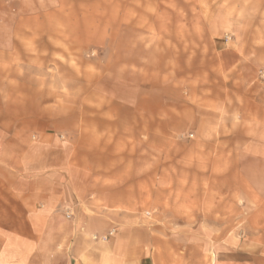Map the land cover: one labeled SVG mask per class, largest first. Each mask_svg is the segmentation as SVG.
<instances>
[{
	"label": "rangeland",
	"instance_id": "374dc122",
	"mask_svg": "<svg viewBox=\"0 0 264 264\" xmlns=\"http://www.w3.org/2000/svg\"><path fill=\"white\" fill-rule=\"evenodd\" d=\"M10 93L54 153L103 145L109 162L71 171L123 175L55 212L34 263L126 228L160 264H264V0H0Z\"/></svg>",
	"mask_w": 264,
	"mask_h": 264
},
{
	"label": "crops",
	"instance_id": "0c3cea01",
	"mask_svg": "<svg viewBox=\"0 0 264 264\" xmlns=\"http://www.w3.org/2000/svg\"><path fill=\"white\" fill-rule=\"evenodd\" d=\"M10 97L12 93L3 106L0 99V264H38L33 262L39 254H36L37 247L41 244L42 258L46 255L42 243L49 227L57 225L54 222L60 219L55 212L66 207L76 210L77 202L87 193L90 182L94 185L88 180L121 178L123 175L113 171H92L90 175L80 176L71 171L69 164L72 162L92 165L109 162L101 150L103 145L91 144L87 148L90 153L86 161L81 159L85 154L76 155L78 160L75 161L72 155H66L64 148H57L54 153L52 148L50 150L54 141L50 138L49 126H29L26 123L18 126L17 112L10 105ZM98 127L101 126H88V129L98 134ZM103 127L104 131L113 129V126ZM34 130L32 139L36 143L32 147L28 138ZM91 135L94 138V134ZM104 188L105 195L112 193V188ZM121 191L118 190L123 193ZM111 231L113 235L105 241L106 246L91 243L87 249L73 250L66 264H160L150 240L146 242L126 228L112 229L107 233ZM77 235L73 240L77 238L75 242L82 244ZM95 247L98 251L92 250Z\"/></svg>",
	"mask_w": 264,
	"mask_h": 264
},
{
	"label": "built area",
	"instance_id": "2783aa9c",
	"mask_svg": "<svg viewBox=\"0 0 264 264\" xmlns=\"http://www.w3.org/2000/svg\"><path fill=\"white\" fill-rule=\"evenodd\" d=\"M67 218H69V215H67ZM112 235H113V231H111V232L107 233L106 235H104L103 237H101L100 240L105 242V241H107L108 238L112 237ZM94 239H96V238H94Z\"/></svg>",
	"mask_w": 264,
	"mask_h": 264
}]
</instances>
